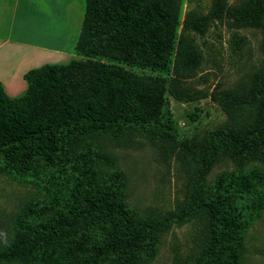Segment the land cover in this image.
Wrapping results in <instances>:
<instances>
[{
    "label": "trees",
    "instance_id": "trees-1",
    "mask_svg": "<svg viewBox=\"0 0 264 264\" xmlns=\"http://www.w3.org/2000/svg\"><path fill=\"white\" fill-rule=\"evenodd\" d=\"M181 1L85 0L78 59L28 71L19 98L0 83V169L37 189L13 219L0 264H151L162 236L188 223L198 225L186 264L236 263L261 208L255 194L264 171L226 173L209 184L207 176L220 159L239 170L264 168V66L232 89L208 93L186 84L200 55L180 35L171 60ZM223 19L260 29L264 51V0H213L209 15L188 12L182 31L204 33ZM171 63L167 77L121 66L166 72ZM166 94L180 102L209 96L227 119L202 139L181 138L161 113ZM137 139L186 168L184 197L173 209L139 211L128 203L126 176L111 151Z\"/></svg>",
    "mask_w": 264,
    "mask_h": 264
},
{
    "label": "rangeland",
    "instance_id": "rangeland-1",
    "mask_svg": "<svg viewBox=\"0 0 264 264\" xmlns=\"http://www.w3.org/2000/svg\"><path fill=\"white\" fill-rule=\"evenodd\" d=\"M35 0H21L18 14L27 11ZM67 3L69 17H47L44 30H56L62 38V46L72 53L78 39L84 0H60ZM239 0H226L228 6ZM213 0H182L179 27L176 30L171 60L177 50L180 35L195 47L200 55L199 67L186 84L192 88L211 93L214 90L232 89L242 85L264 66L263 33L252 27H233L227 20H215L204 33L182 31L185 15L192 11L196 15H209ZM20 18V17H18ZM69 54V53H67ZM70 54L61 61L71 60ZM78 59V57L74 58ZM102 63L119 65L111 59ZM139 76L167 77L171 74L172 63L166 72L151 71L121 65ZM172 121L181 138L202 139L208 133L221 127L226 121L223 108L209 96L196 101L180 102L166 94L161 113ZM119 167L127 181L128 203L143 211L147 209L170 210L184 197L187 170L178 162L161 155L159 149L148 141L137 139L123 147L112 149ZM262 170L260 164H249L239 170L233 162L220 159L210 170L207 182L213 183L223 174H238L240 171ZM37 195L36 184L27 179L16 178L0 169V247L14 236L12 222L21 206ZM256 207L251 222L241 237V253L235 264H264V186L255 194ZM197 223L172 227L161 238L156 257L151 264H186L194 254V237Z\"/></svg>",
    "mask_w": 264,
    "mask_h": 264
},
{
    "label": "crops",
    "instance_id": "crops-1",
    "mask_svg": "<svg viewBox=\"0 0 264 264\" xmlns=\"http://www.w3.org/2000/svg\"><path fill=\"white\" fill-rule=\"evenodd\" d=\"M20 1L0 0V83L11 99L25 93L24 75L28 71L45 64H63L62 59L69 54L71 60L77 57L75 46L72 53L68 52L61 44V35L43 27L47 17H69L66 2L35 0L27 11L18 14Z\"/></svg>",
    "mask_w": 264,
    "mask_h": 264
}]
</instances>
